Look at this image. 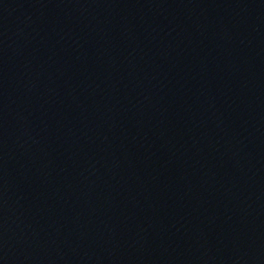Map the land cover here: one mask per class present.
Listing matches in <instances>:
<instances>
[{
	"label": "water",
	"instance_id": "water-1",
	"mask_svg": "<svg viewBox=\"0 0 264 264\" xmlns=\"http://www.w3.org/2000/svg\"><path fill=\"white\" fill-rule=\"evenodd\" d=\"M0 264H264V0H0Z\"/></svg>",
	"mask_w": 264,
	"mask_h": 264
}]
</instances>
